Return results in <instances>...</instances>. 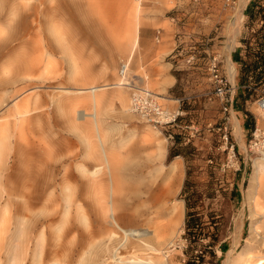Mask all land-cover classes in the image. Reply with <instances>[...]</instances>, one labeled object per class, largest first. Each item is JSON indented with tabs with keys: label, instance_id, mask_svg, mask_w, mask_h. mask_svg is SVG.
Segmentation results:
<instances>
[{
	"label": "rangeland",
	"instance_id": "obj_1",
	"mask_svg": "<svg viewBox=\"0 0 264 264\" xmlns=\"http://www.w3.org/2000/svg\"><path fill=\"white\" fill-rule=\"evenodd\" d=\"M262 8L0 0V264H264V82L242 83L233 60ZM124 59L174 121L131 110ZM173 162L166 214L136 216Z\"/></svg>",
	"mask_w": 264,
	"mask_h": 264
},
{
	"label": "bare ground",
	"instance_id": "obj_2",
	"mask_svg": "<svg viewBox=\"0 0 264 264\" xmlns=\"http://www.w3.org/2000/svg\"><path fill=\"white\" fill-rule=\"evenodd\" d=\"M241 1L243 2V0H241ZM243 8H244V6L241 5V8L239 9V12H238V14L240 16H241V14L243 12ZM236 20L238 21V19H236ZM121 62H123V61H121ZM121 62L118 65V69H117L118 83H116L115 86L120 87V88L123 87V88L127 89V91H128V87L129 86L125 84V82L127 80V76L129 78H132L134 76H132L131 73H130V64H129V60H127V59H124V62H125L124 65L126 67V71H125V73H121V68H122V66H120L121 65ZM133 81H135V79ZM145 88L147 90L151 91L146 86H145ZM128 93H129V91H128ZM129 101H130V108H131V110L134 111V112H136V113H138L134 109L135 107H133V104L131 102L130 93H129ZM259 104H260L261 108L264 110V104H262L260 102H259ZM177 167H178L177 166V162H173L169 166V168L167 169V171L161 176V178L158 181L153 182V186L149 185L147 187V191L145 193L146 194V197H144L139 202V205L142 206L145 209H135L136 216L137 215H142V214L143 215L144 214H152L155 217H158V216L161 217L162 215L166 214V212L163 209H167V208H165L166 202L167 201H170L171 196L173 195L174 188H175V183H174L173 180H174V178L176 176V173H177L176 172L177 171ZM141 192L142 191H140L139 193H141ZM150 209H152V210H150ZM127 232L131 236H133V237H143V236L144 237H149V235H151V233H152V236L158 234L157 233V226H155V229H152V230H149V229H146V230H144V229L143 230H136V229H134V230H130V231H127ZM149 247H150L151 250L157 251V249L155 247H153V246L151 247L150 245H149ZM230 253L231 252L229 251L228 254L226 255L225 260H224V264H227V261H228V258H229Z\"/></svg>",
	"mask_w": 264,
	"mask_h": 264
},
{
	"label": "built area",
	"instance_id": "obj_3",
	"mask_svg": "<svg viewBox=\"0 0 264 264\" xmlns=\"http://www.w3.org/2000/svg\"><path fill=\"white\" fill-rule=\"evenodd\" d=\"M194 1H198V0H194ZM123 62H121L122 68H121V73H125L126 71V67L124 65V60H121ZM120 64V63H119ZM210 70L211 73L213 75V78L219 83V87H218V91L220 92V94H223L224 89L222 87V81L223 79L219 76V70L217 67V64L215 61H213L211 63L210 66ZM133 76V75H132ZM135 77V76H134ZM134 77L129 78L127 76V80L125 82L126 85H128V91L130 93L131 96V102L133 104V107H135L134 109L141 115H143V117H145L147 120L153 122L154 124H158V125H166L172 121H174L177 116L179 115V111H169L167 109H165L157 100L156 96H154V94L147 90L145 88V86L142 84H139V80H135L133 81ZM262 103L264 104V94L260 97V99L258 100V103ZM232 105V99H230L229 103H228V108L225 107L224 109L227 110L231 107ZM257 132V131H256ZM254 133V136L257 137L256 135H258V133ZM259 140V139H258ZM263 141L259 140L258 143H255L259 145L263 144Z\"/></svg>",
	"mask_w": 264,
	"mask_h": 264
},
{
	"label": "trees",
	"instance_id": "obj_4",
	"mask_svg": "<svg viewBox=\"0 0 264 264\" xmlns=\"http://www.w3.org/2000/svg\"><path fill=\"white\" fill-rule=\"evenodd\" d=\"M253 5L254 3L250 2L245 10L246 16L251 19L255 16L253 12ZM262 12L263 8L261 9V13ZM261 19L263 21V25L254 33V46L248 47V45L245 44L244 48L248 52L246 57L247 59L241 56L242 49L237 50V52L233 54V60L241 65L240 71L242 83L251 81L253 84L257 85L264 82V13H262ZM186 229L188 233L196 232V224L193 223L192 219L186 220Z\"/></svg>",
	"mask_w": 264,
	"mask_h": 264
},
{
	"label": "crops",
	"instance_id": "obj_5",
	"mask_svg": "<svg viewBox=\"0 0 264 264\" xmlns=\"http://www.w3.org/2000/svg\"><path fill=\"white\" fill-rule=\"evenodd\" d=\"M168 50H169V49H168ZM168 50H167V51H168ZM127 60H128V59H127ZM129 64H130V61H129ZM133 76H134V75H133ZM134 79H135V80H139V84H141V85L143 84L144 86H146L145 83L143 82L144 79H143L142 77H137V76H136V77H134ZM167 81H168V84L172 82V80L169 79V78H167ZM146 87H147V86H146ZM147 88H148V87H147ZM148 89H149V88H148Z\"/></svg>",
	"mask_w": 264,
	"mask_h": 264
}]
</instances>
